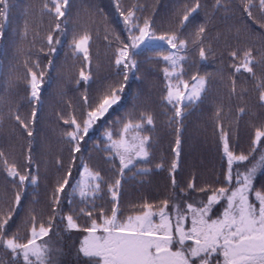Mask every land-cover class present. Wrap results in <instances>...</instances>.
Listing matches in <instances>:
<instances>
[{
    "label": "snow or ice",
    "instance_id": "6c2138e0",
    "mask_svg": "<svg viewBox=\"0 0 264 264\" xmlns=\"http://www.w3.org/2000/svg\"><path fill=\"white\" fill-rule=\"evenodd\" d=\"M11 7L10 0H0V73L7 70L3 62L7 59L3 37ZM236 8L245 24L244 31L257 39L256 43L249 41L251 46L227 45L231 49L228 67L232 73L228 77L229 100L243 101L248 90L238 88L237 74H247L254 82L257 103L264 108V0H236ZM221 10L225 19L230 18L228 13L236 15L232 0H214L210 13L205 11L201 0H187L174 10L163 32L155 27V11L150 16L144 15L146 6L142 3L124 7L121 0H114L120 32L108 25L102 9L97 10L104 18V39L112 50V66L118 78L94 97H89L87 90L81 94L79 118L70 101L67 117L57 113V120L64 125L60 137L68 148V158L67 163L60 158L56 161L62 171L51 188L45 210L35 207L40 203L38 199L28 201L29 188L34 192L41 181L33 141L43 105L41 85L46 72L56 67L52 57L62 43L61 38L69 34L72 0H44L41 12L53 17L44 37L47 63L41 67L37 59L29 66L30 61L24 60L28 89L24 99L31 110L22 115L17 104L7 111V119L15 122L27 141L23 160L10 159L0 149V171L8 181V187L0 191V264H63L61 233L74 230L82 234L75 248L78 264H264V183L257 187L258 176L264 181V124L253 125L254 138L247 153L233 151L230 129L226 130L224 124L225 118L232 117L233 108L230 103L216 105L213 121L226 157L223 180L216 181L219 186L198 184L193 175L181 187L175 178L181 164L184 121L190 115L189 109L203 104L211 90L208 73L201 75L197 70L189 74L185 65L195 62L189 55L193 51L201 62L215 56L210 33ZM254 10L258 11L259 20ZM201 12L204 17L199 22ZM249 22L258 25V33L252 31ZM236 31L239 37L241 30ZM23 35L27 38V27ZM220 37L218 32L215 39ZM91 41L90 31L73 28L69 47L83 65L75 79L78 86L93 80ZM45 47L39 52L45 53ZM148 51L154 53L151 59L164 64L160 103L165 109L163 114L168 116L166 123L175 133L169 165L173 192L157 205L145 203L135 210L136 214L124 216L118 206L123 182L154 170L150 167L154 141L147 134L155 129L154 114L134 103L104 129V142H96L93 147L102 153L108 167L90 164L91 154L86 159L85 151L90 131L127 98L129 78L139 70L137 57ZM248 114L249 109L238 103L236 124ZM4 119L5 115L0 113V124ZM154 167L160 169L165 165L161 162ZM106 196L110 197L111 205L107 209L97 203ZM65 203L71 209L67 213ZM21 213L24 214L21 224L16 225ZM81 219L86 223L82 224Z\"/></svg>",
    "mask_w": 264,
    "mask_h": 264
},
{
    "label": "trees",
    "instance_id": "16d2710c",
    "mask_svg": "<svg viewBox=\"0 0 264 264\" xmlns=\"http://www.w3.org/2000/svg\"><path fill=\"white\" fill-rule=\"evenodd\" d=\"M10 2L12 7L3 37L7 49V59L3 62L7 70L0 73V113L5 115L3 123L0 124V149L9 155L10 159L14 157L17 161H22L23 148L26 147L27 141L15 122L7 119V111L9 107L14 108L17 104L20 105L19 110L22 115L28 114L31 110L28 101L24 99L28 95V89L25 85L23 62L27 59L31 66V61L38 59L41 67L47 63L44 37L53 24V17L41 12L44 0H10ZM136 2L146 6L144 15L150 16L155 11L153 17L155 27L158 32H163L167 29L174 10L187 0H121L124 7H130ZM201 2L205 5V11L210 13L214 0H201ZM232 7L236 13L235 16L228 13L230 18L225 19L223 10L215 16V27L210 33L212 46L216 49L215 56L209 57L206 62H201L197 53L193 51L189 55L195 62L185 65L189 74L197 70L201 75L208 73L211 90L203 104L189 109L190 115L184 121L181 136V164L175 173V178L181 187L193 175L198 178V184L208 183L219 186L216 185V181L223 180L226 171V157L223 155L222 143L213 121L216 105L230 103L233 108L232 117L224 120L226 130L230 129V147L233 151L247 153L254 138L253 125L264 124V108L259 107L254 82L247 74H237L238 88L248 90L243 101L237 102L235 98L229 100L228 77L232 73L228 67L231 63L228 52L231 49L227 45L235 47L247 44L251 46L249 41L256 43L257 39L255 35H249L244 31L245 24L239 19L236 0H232ZM98 9L103 10L111 28H115L118 32L121 31V25L117 23L119 17L114 13V0H72L69 34L61 38L62 43L58 46L57 53L52 57L56 67L54 70L46 72L44 83L41 85L43 105L42 110L38 113L39 123L36 139L33 141V155L40 165L41 181L34 192L31 188L28 190L31 193L28 196L29 203L33 198L40 201L38 205H35L38 209H47L48 195L57 176L62 171L57 165V159H63L67 163L68 158V148L60 137L64 125L57 120V113L62 112L67 117L71 111L67 105V102L70 101L79 118L82 107L81 94L87 90L89 97H94L107 83L118 78L115 75L116 69L112 66V50L104 39V18L100 16ZM254 15L258 20L260 19L257 10H254ZM203 17L204 12H201L199 22L203 21ZM248 26L254 33L259 32L258 25L249 22ZM25 27L28 30L27 38L23 35ZM73 28L76 31L88 30L92 34L90 52L93 80L88 84L82 82L79 86L76 85L75 79L78 69L83 65L80 58L73 56L69 47ZM229 29H231L230 32ZM237 29L241 30L239 37H237ZM218 32L221 33V37L216 40ZM121 35L123 36L124 33L121 32ZM256 46L258 47L259 44L257 43ZM41 47H45V53L39 52ZM153 55V52L148 51L137 57L139 70L129 78V87L125 89L127 98L119 107L114 106L115 111L110 110L107 119L95 125L87 138L85 158L89 159L90 153V164L106 168L108 166L103 162L102 153L93 147L96 142H104V129L129 111L134 103L139 104L142 109L150 111L155 116V129L147 133L153 137L154 141L151 149L153 164L150 165L154 170L147 175H137L135 178L123 182L118 206L124 216L136 214L135 210L145 203L157 205L164 199H169L173 192L169 165L173 159L171 149L174 147L175 133L166 123L168 116L163 114L165 109L160 103L164 84L161 69L164 64L151 59ZM257 72L259 74V69ZM185 79H188L187 75ZM137 96L138 99H135ZM238 103L246 106L249 109V114L240 118L237 125L235 108ZM161 162L165 167L156 169L155 164ZM106 175L111 176L112 173ZM261 183L264 181L258 176L257 187H260ZM7 187L8 181L4 173L0 171V191ZM109 200L110 197L106 196L103 201H97V203L103 204L107 209L111 207ZM64 208L66 213L71 210L66 203ZM23 215L21 213L20 219L16 220V225L21 224ZM80 222L86 223L83 219ZM81 239L82 234L76 230L71 233H61L60 247L65 253L62 257L63 264H78L75 248L78 247Z\"/></svg>",
    "mask_w": 264,
    "mask_h": 264
},
{
    "label": "rangeland",
    "instance_id": "374dc122",
    "mask_svg": "<svg viewBox=\"0 0 264 264\" xmlns=\"http://www.w3.org/2000/svg\"><path fill=\"white\" fill-rule=\"evenodd\" d=\"M154 211L156 210V209H153Z\"/></svg>",
    "mask_w": 264,
    "mask_h": 264
}]
</instances>
